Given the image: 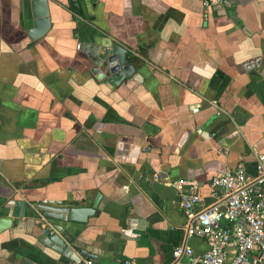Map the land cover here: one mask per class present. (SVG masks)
Wrapping results in <instances>:
<instances>
[{
    "label": "crops",
    "instance_id": "obj_1",
    "mask_svg": "<svg viewBox=\"0 0 264 264\" xmlns=\"http://www.w3.org/2000/svg\"><path fill=\"white\" fill-rule=\"evenodd\" d=\"M47 2L31 40L30 0H0V264H70L41 243L36 207L97 196L86 223H58L88 264H195L207 245L181 191L214 204L213 177L252 179L264 156V0ZM114 44L134 66L118 81L93 62Z\"/></svg>",
    "mask_w": 264,
    "mask_h": 264
},
{
    "label": "built area",
    "instance_id": "obj_2",
    "mask_svg": "<svg viewBox=\"0 0 264 264\" xmlns=\"http://www.w3.org/2000/svg\"><path fill=\"white\" fill-rule=\"evenodd\" d=\"M222 0H202L205 7ZM257 174L248 178L241 167L225 170L211 179L209 197L214 204L200 206L197 183L181 191L178 206L186 219L184 229L189 236L201 238L207 250L195 264H264V156L258 158ZM258 185L262 189H256ZM224 203L222 210L218 204ZM43 225L47 234L53 225ZM230 251H233L231 256ZM191 256L189 248L177 247L174 259ZM88 264V263H86ZM117 264H134L123 260Z\"/></svg>",
    "mask_w": 264,
    "mask_h": 264
},
{
    "label": "water",
    "instance_id": "obj_3",
    "mask_svg": "<svg viewBox=\"0 0 264 264\" xmlns=\"http://www.w3.org/2000/svg\"><path fill=\"white\" fill-rule=\"evenodd\" d=\"M30 9L33 21L32 29L29 31L28 36L31 40H37L43 36L48 27V2L47 0H30ZM76 11L78 12V9ZM93 62L97 69L101 68L105 75H110V78L116 81L130 76L134 72L133 64L128 62L126 50L118 44H114L110 48H97ZM97 204L98 196L91 207L67 206L55 208L45 205L37 206L36 208L40 212L41 217L48 222L54 223L53 227L56 231L52 234H44L41 238V243L67 257L70 260V264L88 263L92 256L87 252L73 248L71 238L67 235H60L62 227L58 223H86L88 218L94 215ZM11 225V218L0 216V233L8 230Z\"/></svg>",
    "mask_w": 264,
    "mask_h": 264
}]
</instances>
